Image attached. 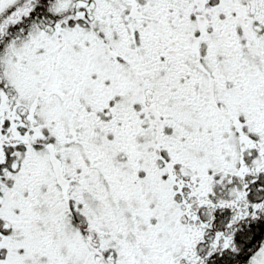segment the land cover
<instances>
[{"label":"snow or ice","instance_id":"obj_1","mask_svg":"<svg viewBox=\"0 0 264 264\" xmlns=\"http://www.w3.org/2000/svg\"><path fill=\"white\" fill-rule=\"evenodd\" d=\"M0 264H264V0H0Z\"/></svg>","mask_w":264,"mask_h":264}]
</instances>
